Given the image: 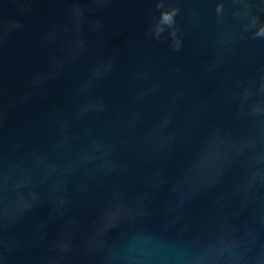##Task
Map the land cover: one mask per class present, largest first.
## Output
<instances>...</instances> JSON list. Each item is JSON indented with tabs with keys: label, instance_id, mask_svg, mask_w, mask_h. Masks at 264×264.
Returning a JSON list of instances; mask_svg holds the SVG:
<instances>
[{
	"label": "water",
	"instance_id": "water-1",
	"mask_svg": "<svg viewBox=\"0 0 264 264\" xmlns=\"http://www.w3.org/2000/svg\"><path fill=\"white\" fill-rule=\"evenodd\" d=\"M0 264H264V0H0Z\"/></svg>",
	"mask_w": 264,
	"mask_h": 264
}]
</instances>
